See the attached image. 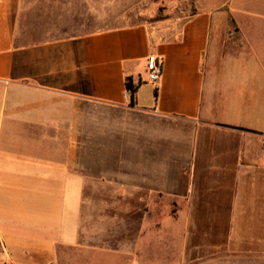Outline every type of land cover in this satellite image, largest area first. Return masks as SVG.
<instances>
[{
  "label": "crops",
  "instance_id": "obj_1",
  "mask_svg": "<svg viewBox=\"0 0 264 264\" xmlns=\"http://www.w3.org/2000/svg\"><path fill=\"white\" fill-rule=\"evenodd\" d=\"M137 1L0 0V244L13 264H264V0L141 20ZM170 202L187 219L149 217Z\"/></svg>",
  "mask_w": 264,
  "mask_h": 264
},
{
  "label": "rangeland",
  "instance_id": "obj_2",
  "mask_svg": "<svg viewBox=\"0 0 264 264\" xmlns=\"http://www.w3.org/2000/svg\"><path fill=\"white\" fill-rule=\"evenodd\" d=\"M176 8H179L177 3H170L168 0H138L137 4H136V11H137L138 20L144 19V17L146 15L148 16L149 13H152L153 17H155L157 15H162L165 12L173 11V9H176ZM98 197H100L98 199H104V202L110 203L114 196L112 197L109 195H103V196H98ZM118 197H119V202L122 204L120 214H121L122 218H128L130 212L128 210H124L123 204L129 203V201H130L129 196L128 195H121ZM115 198H116V196H115ZM98 202H99L98 204H103V202H101V201H98ZM103 208H104L103 211L106 213H109V214H111L113 211L111 209V207H107V205H105V207H103ZM147 213L149 214V217L154 218V220H158V219L159 220L162 219L161 221L168 220L169 224H170V220L187 219V217H188L187 212H179L177 210V205L172 204L171 202L169 204V209L167 211H151V212H147ZM135 214L138 216V214H141V211L140 212L138 211ZM172 225L176 229V227H177L176 223L172 224ZM102 229L105 233H107V231L109 233L113 232V230L116 231V229H113L112 226H106V227H103ZM133 231H134L133 228L128 227V225L122 226L120 228V233H121L122 237H124V238L128 237V235L133 233ZM130 261L131 260L129 258H124V259H122V264H130ZM0 264H13L9 260L6 252L3 250L1 244H0ZM60 264H65V260L62 259Z\"/></svg>",
  "mask_w": 264,
  "mask_h": 264
},
{
  "label": "built area",
  "instance_id": "obj_3",
  "mask_svg": "<svg viewBox=\"0 0 264 264\" xmlns=\"http://www.w3.org/2000/svg\"><path fill=\"white\" fill-rule=\"evenodd\" d=\"M146 74H147V81L149 82H156L161 74V60L158 59L156 54H149L146 57Z\"/></svg>",
  "mask_w": 264,
  "mask_h": 264
},
{
  "label": "trees",
  "instance_id": "obj_4",
  "mask_svg": "<svg viewBox=\"0 0 264 264\" xmlns=\"http://www.w3.org/2000/svg\"><path fill=\"white\" fill-rule=\"evenodd\" d=\"M231 23L233 20L230 19ZM142 80L138 79L137 82H134L130 76H126L124 80L125 89L129 95V104L134 105L136 99V91Z\"/></svg>",
  "mask_w": 264,
  "mask_h": 264
}]
</instances>
